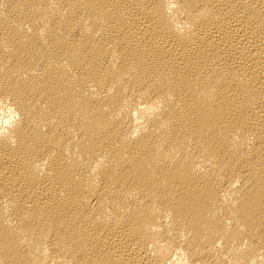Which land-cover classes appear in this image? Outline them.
<instances>
[{
	"label": "bare ground",
	"instance_id": "obj_1",
	"mask_svg": "<svg viewBox=\"0 0 264 264\" xmlns=\"http://www.w3.org/2000/svg\"><path fill=\"white\" fill-rule=\"evenodd\" d=\"M0 264H264V0H0Z\"/></svg>",
	"mask_w": 264,
	"mask_h": 264
}]
</instances>
